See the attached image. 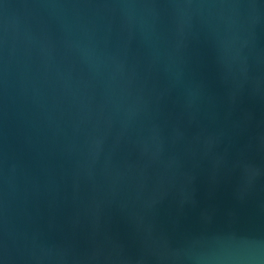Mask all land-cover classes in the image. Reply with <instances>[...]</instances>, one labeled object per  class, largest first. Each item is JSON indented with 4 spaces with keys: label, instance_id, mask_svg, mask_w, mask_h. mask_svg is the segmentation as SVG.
I'll return each instance as SVG.
<instances>
[{
    "label": "water",
    "instance_id": "obj_1",
    "mask_svg": "<svg viewBox=\"0 0 264 264\" xmlns=\"http://www.w3.org/2000/svg\"><path fill=\"white\" fill-rule=\"evenodd\" d=\"M0 264H264V0H0Z\"/></svg>",
    "mask_w": 264,
    "mask_h": 264
}]
</instances>
